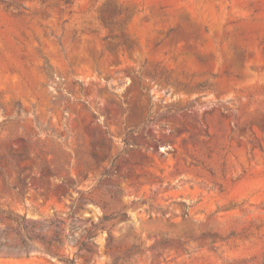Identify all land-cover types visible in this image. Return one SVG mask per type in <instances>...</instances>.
Instances as JSON below:
<instances>
[{
  "label": "rangeland",
  "instance_id": "374dc122",
  "mask_svg": "<svg viewBox=\"0 0 264 264\" xmlns=\"http://www.w3.org/2000/svg\"><path fill=\"white\" fill-rule=\"evenodd\" d=\"M0 211V264H65L8 211L75 264H264V0H0Z\"/></svg>",
  "mask_w": 264,
  "mask_h": 264
},
{
  "label": "trees",
  "instance_id": "16d2710c",
  "mask_svg": "<svg viewBox=\"0 0 264 264\" xmlns=\"http://www.w3.org/2000/svg\"><path fill=\"white\" fill-rule=\"evenodd\" d=\"M125 139V143H128ZM5 212V211H0ZM7 218L10 220H13L17 223V227L14 229L15 235L17 240L20 242L21 245L26 246V248H29V244L35 242L36 240H42L44 243V246L41 247L42 250L45 252L59 258L65 261V264H75V260L68 258L64 259L63 253H62V231L56 230L54 232L53 237H48L45 233V228L48 226L47 224L49 222H35L30 221L26 218V216H22L20 214H15L13 211L6 212ZM15 214V215H14ZM37 225H40L37 227ZM85 246V245H83ZM82 245L80 248H84Z\"/></svg>",
  "mask_w": 264,
  "mask_h": 264
}]
</instances>
